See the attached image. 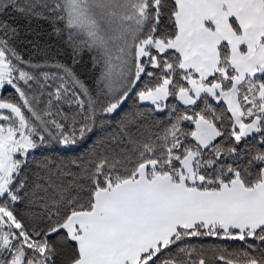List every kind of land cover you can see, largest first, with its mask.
I'll use <instances>...</instances> for the list:
<instances>
[{
  "label": "snow or ice",
  "instance_id": "snow-or-ice-1",
  "mask_svg": "<svg viewBox=\"0 0 264 264\" xmlns=\"http://www.w3.org/2000/svg\"><path fill=\"white\" fill-rule=\"evenodd\" d=\"M0 264H264V0H0Z\"/></svg>",
  "mask_w": 264,
  "mask_h": 264
}]
</instances>
